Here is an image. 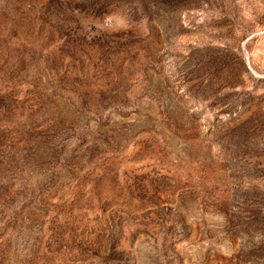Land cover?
Returning <instances> with one entry per match:
<instances>
[{"label":"rangeland","instance_id":"374dc122","mask_svg":"<svg viewBox=\"0 0 264 264\" xmlns=\"http://www.w3.org/2000/svg\"><path fill=\"white\" fill-rule=\"evenodd\" d=\"M0 264H264V0H0Z\"/></svg>","mask_w":264,"mask_h":264}]
</instances>
